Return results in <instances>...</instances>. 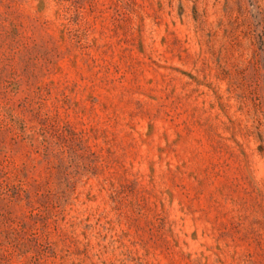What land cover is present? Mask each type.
<instances>
[{
	"label": "rangeland",
	"instance_id": "rangeland-1",
	"mask_svg": "<svg viewBox=\"0 0 264 264\" xmlns=\"http://www.w3.org/2000/svg\"><path fill=\"white\" fill-rule=\"evenodd\" d=\"M0 264H264V0H0Z\"/></svg>",
	"mask_w": 264,
	"mask_h": 264
}]
</instances>
